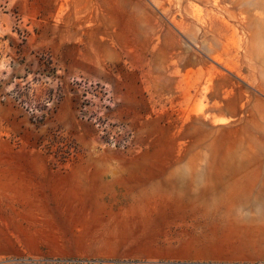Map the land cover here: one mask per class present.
Here are the masks:
<instances>
[{
    "label": "rangeland",
    "instance_id": "rangeland-1",
    "mask_svg": "<svg viewBox=\"0 0 264 264\" xmlns=\"http://www.w3.org/2000/svg\"><path fill=\"white\" fill-rule=\"evenodd\" d=\"M251 61L264 0H0V264H264Z\"/></svg>",
    "mask_w": 264,
    "mask_h": 264
},
{
    "label": "crops",
    "instance_id": "crops-1",
    "mask_svg": "<svg viewBox=\"0 0 264 264\" xmlns=\"http://www.w3.org/2000/svg\"><path fill=\"white\" fill-rule=\"evenodd\" d=\"M249 68L251 70H256L257 74H253L252 71H250L249 78L245 79L246 83L254 87L256 92H258L262 97H264V61H251L249 64ZM230 72H227L229 75H237L236 68H230ZM239 81H242L239 79ZM204 108H202L203 110ZM179 191L186 190L187 186H177Z\"/></svg>",
    "mask_w": 264,
    "mask_h": 264
}]
</instances>
